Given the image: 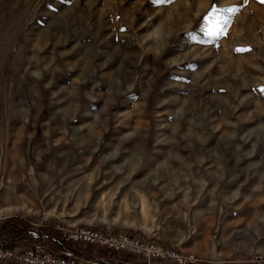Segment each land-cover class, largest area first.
<instances>
[{
    "label": "rangeland",
    "instance_id": "1",
    "mask_svg": "<svg viewBox=\"0 0 264 264\" xmlns=\"http://www.w3.org/2000/svg\"><path fill=\"white\" fill-rule=\"evenodd\" d=\"M218 182L241 225L264 224V3L0 0V224L221 264Z\"/></svg>",
    "mask_w": 264,
    "mask_h": 264
},
{
    "label": "built area",
    "instance_id": "2",
    "mask_svg": "<svg viewBox=\"0 0 264 264\" xmlns=\"http://www.w3.org/2000/svg\"><path fill=\"white\" fill-rule=\"evenodd\" d=\"M61 237L73 244H81L88 257L54 254L26 247L16 250L0 244V264H92L99 252L113 253L123 264H198L203 262L194 253H182L178 248L150 241L126 232L105 233L89 226H58ZM252 264H261L254 259Z\"/></svg>",
    "mask_w": 264,
    "mask_h": 264
},
{
    "label": "crops",
    "instance_id": "3",
    "mask_svg": "<svg viewBox=\"0 0 264 264\" xmlns=\"http://www.w3.org/2000/svg\"><path fill=\"white\" fill-rule=\"evenodd\" d=\"M218 187L221 188L220 193L224 197L223 200L228 202L225 210H228L229 213H218V260L226 263L245 264V260L254 251L264 254V224L257 221L256 218L251 219L258 215V212L253 211L251 215V212L248 213L247 220L241 225L239 223L241 218L238 217L236 209H228L229 202L231 203L236 196L233 191L235 187L230 182L223 184L218 182ZM228 189H230V195L227 194ZM220 204L222 202L220 203L218 199V206ZM223 208L224 206L220 208V211Z\"/></svg>",
    "mask_w": 264,
    "mask_h": 264
},
{
    "label": "trees",
    "instance_id": "4",
    "mask_svg": "<svg viewBox=\"0 0 264 264\" xmlns=\"http://www.w3.org/2000/svg\"><path fill=\"white\" fill-rule=\"evenodd\" d=\"M22 241L27 247H35L54 254H71L88 257V251L81 244H73L63 239L54 226L33 228L19 216H9L0 224V242L15 244ZM92 264H123L113 253L99 252ZM198 264H207L204 262ZM237 264V263H221Z\"/></svg>",
    "mask_w": 264,
    "mask_h": 264
},
{
    "label": "snow or ice",
    "instance_id": "5",
    "mask_svg": "<svg viewBox=\"0 0 264 264\" xmlns=\"http://www.w3.org/2000/svg\"><path fill=\"white\" fill-rule=\"evenodd\" d=\"M260 2L264 3V0H260ZM229 11H236V9H234V8L233 9H229ZM221 31H223V29ZM237 50L239 51V50H243V49H237Z\"/></svg>",
    "mask_w": 264,
    "mask_h": 264
}]
</instances>
